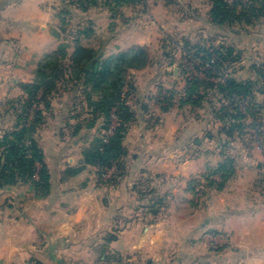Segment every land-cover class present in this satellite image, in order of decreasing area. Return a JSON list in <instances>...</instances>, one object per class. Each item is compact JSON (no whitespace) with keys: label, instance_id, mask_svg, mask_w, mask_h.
Wrapping results in <instances>:
<instances>
[{"label":"crops","instance_id":"1","mask_svg":"<svg viewBox=\"0 0 264 264\" xmlns=\"http://www.w3.org/2000/svg\"><path fill=\"white\" fill-rule=\"evenodd\" d=\"M47 1L0 0V115H9L7 123L0 120V134L14 123L11 105L23 97L21 85L42 83L36 69L46 55L63 50L69 57L76 40L100 47L102 58L142 46L132 41L139 33L133 9L110 19L101 7L83 12L68 0H51L53 8ZM87 24L90 37L78 36ZM143 70L128 72L131 119L122 139V174L113 185L82 164L98 137L97 122L76 134L77 120L48 119L52 104L44 112L34 138L50 191L38 196L27 185L0 191V264H264V200L249 198L246 189L263 167L259 135L247 146L243 136L212 133L218 124L204 109L162 112L157 94L142 88L137 74ZM187 108L200 116L188 121L181 113ZM226 156L234 162L232 177L221 191L207 186L208 198L193 202L190 180H202ZM23 191L31 198H21ZM139 192H146L142 199ZM148 205L157 213L140 209ZM206 232L220 236L216 248L208 246Z\"/></svg>","mask_w":264,"mask_h":264},{"label":"trees","instance_id":"2","mask_svg":"<svg viewBox=\"0 0 264 264\" xmlns=\"http://www.w3.org/2000/svg\"><path fill=\"white\" fill-rule=\"evenodd\" d=\"M209 1L211 3L209 20L218 26H231L243 22L253 24L255 19L264 16V0H233L230 3L227 0ZM144 2V0H74L73 3L83 12L89 8L105 7L111 13L110 19H114L122 7ZM88 25L78 30V36L90 37L91 30ZM77 41L69 57L65 51L56 50L46 55L38 64L36 71L42 78V83L21 85L23 97L11 105V109L14 110V123L0 134V191L27 185L35 195H48L50 176L44 162L43 150L34 138V131L42 123L44 112L51 108L53 95L59 91L62 93L70 91L73 95L71 99L76 97V92L84 94L85 105L81 104L82 101L75 103L73 108L80 105L79 112L70 116L77 120L72 126L76 134L82 126L100 120L101 129L106 130L110 114L115 109L120 120L119 126L106 142L100 137L96 138L94 147L84 152L82 164L96 167L98 178L116 166L117 171L113 175L112 183L120 178L125 155L122 139L131 119L127 104L126 88L129 86L127 76L130 70H140L149 64L148 51L146 47L131 46L117 54L102 58L100 47L97 49L84 47ZM189 50H193L190 54L198 62L197 67L202 68L204 77L187 76L180 90H165L162 86H157L155 104L162 112H167L174 107L182 106L204 109L207 103L214 121L219 123L217 133L224 135L228 140L234 135L239 136L244 128L241 121L245 114H242L237 106H233L232 102L228 105V102L233 99V95L241 99L249 97L253 83L224 77L221 72L223 64L237 61L238 55L233 56L232 46L206 47L199 44ZM87 64H91L89 70L85 69ZM259 73L261 75V72ZM212 78L216 81L211 82ZM210 93L220 95L217 98V103L222 102L219 108L216 109L212 97L207 100ZM87 119L89 122L85 124ZM233 173L234 162L226 156L222 162L208 171L205 181L208 187L221 191ZM145 193L139 192L141 199ZM140 209L152 214L157 213L154 205L142 206ZM113 239V236L109 238Z\"/></svg>","mask_w":264,"mask_h":264},{"label":"rangeland","instance_id":"3","mask_svg":"<svg viewBox=\"0 0 264 264\" xmlns=\"http://www.w3.org/2000/svg\"><path fill=\"white\" fill-rule=\"evenodd\" d=\"M48 1L53 4V8L56 3L51 0ZM68 1L71 5H74V0L73 2L71 0ZM144 1V4L137 3L124 6L121 9L134 10L133 16L136 17L134 19V26H136L137 32L139 33L133 37L132 41L142 42V46L146 47L150 58L149 64L143 68L145 70L139 71L137 74L141 78L142 88L144 87L145 90H149L147 92H155L156 94L157 90L154 89L157 86H162L165 90H180L187 76L204 77L201 71L202 68L199 69L197 67L198 62L190 54L193 50H189V48L199 44L206 47L209 45L217 47L232 46L234 49L233 56L237 57L238 55L239 59L223 64L221 70L224 74L223 76L236 81L252 82L253 84L249 97L241 99V97L233 95V99L228 102V105L232 102L233 106H237L242 114H245V118L241 121L244 124V128L239 136L245 137L248 141L247 146H250L249 141H254V138L259 135L264 150V16L255 19V23L253 24L243 22L231 26H218L209 20L208 12L211 4L209 0ZM232 1L227 0L229 3ZM74 6L77 7L76 5ZM48 7H50V4H48ZM100 7L106 10L107 16L110 17L111 13L109 10L105 7ZM240 9L241 7L238 10ZM77 21H79V18L75 16L74 22ZM121 21L122 19L119 20V23ZM93 40L96 45L99 43V37H95ZM131 43L129 42L127 44ZM259 72H261V75ZM210 81L215 82L216 79L212 78ZM67 88H70L69 84ZM70 93L68 91L62 94L59 91L53 95V99H51L53 113L52 116L48 115V119H53L54 122L55 119L64 121L67 115L74 116L78 114L80 105L75 108L76 111L73 107L79 101H82L81 104L83 106L85 105L83 103L84 94L82 92H76V97L71 99L73 95ZM211 95L212 93L207 96V100H210L212 97L216 109L219 108L222 102L217 103V98L220 95ZM204 110L202 115L204 117L206 116V119L214 121V116L211 114V109L207 103ZM181 113L188 121L189 119L200 116L188 108L185 109V112L181 111ZM8 116H3L2 114L0 115V120L7 123ZM88 120H85L84 123L89 122ZM100 122H97L98 127H96L95 132L98 136L97 138L100 137L103 139L104 130L101 129L102 125ZM216 124L219 126V123ZM211 128L213 129L212 133H216L217 128L210 126ZM207 130L209 128L206 129V132ZM261 163L263 167L259 171L257 179L249 184L246 189H248L249 198L257 197L264 200V160H261ZM95 169L96 177L98 178L97 168L95 167ZM205 176L200 181H197L198 179H192L188 183L190 199L193 202L197 199L200 201L208 198L210 194L208 188L214 189V187L210 186L207 188ZM98 180L103 184L110 185V183L104 182L101 178H98ZM111 184L113 185V183ZM19 194L21 198H31L27 191ZM206 242L211 248L212 246L207 239Z\"/></svg>","mask_w":264,"mask_h":264},{"label":"built area","instance_id":"4","mask_svg":"<svg viewBox=\"0 0 264 264\" xmlns=\"http://www.w3.org/2000/svg\"><path fill=\"white\" fill-rule=\"evenodd\" d=\"M120 120L117 116V113L115 112V109L112 110L110 114V121L109 125L106 130H104V137L103 141L106 142L110 136H112L116 130V128L119 126ZM117 169L116 166L111 167L107 171H105L101 175V180H104V182L112 183L113 175L116 173ZM198 191V189H196ZM206 239L210 242V245L212 248H216L219 245V242L221 241L220 236H217L216 234L209 233L206 235Z\"/></svg>","mask_w":264,"mask_h":264},{"label":"water","instance_id":"5","mask_svg":"<svg viewBox=\"0 0 264 264\" xmlns=\"http://www.w3.org/2000/svg\"><path fill=\"white\" fill-rule=\"evenodd\" d=\"M90 67H91V64H87V66H86V70H89L90 69Z\"/></svg>","mask_w":264,"mask_h":264}]
</instances>
